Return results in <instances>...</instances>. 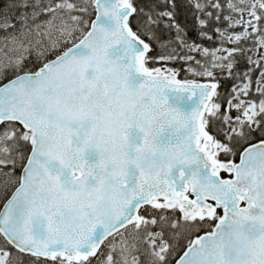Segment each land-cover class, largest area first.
Wrapping results in <instances>:
<instances>
[{"label":"snow or ice","instance_id":"obj_1","mask_svg":"<svg viewBox=\"0 0 264 264\" xmlns=\"http://www.w3.org/2000/svg\"><path fill=\"white\" fill-rule=\"evenodd\" d=\"M0 264H264V0H0Z\"/></svg>","mask_w":264,"mask_h":264}]
</instances>
